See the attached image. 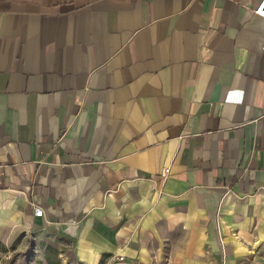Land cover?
Masks as SVG:
<instances>
[{"label": "crops", "instance_id": "0c3cea01", "mask_svg": "<svg viewBox=\"0 0 264 264\" xmlns=\"http://www.w3.org/2000/svg\"><path fill=\"white\" fill-rule=\"evenodd\" d=\"M258 1L0 0V264H264Z\"/></svg>", "mask_w": 264, "mask_h": 264}, {"label": "built area", "instance_id": "2783aa9c", "mask_svg": "<svg viewBox=\"0 0 264 264\" xmlns=\"http://www.w3.org/2000/svg\"><path fill=\"white\" fill-rule=\"evenodd\" d=\"M255 9V13L259 14L263 19V28L261 32V49L264 50V0H259ZM33 214L35 216H42L43 210L40 206H34L33 208ZM113 262L115 264H123L124 262V255L120 252H117V254H114L113 256Z\"/></svg>", "mask_w": 264, "mask_h": 264}, {"label": "rangeland", "instance_id": "374dc122", "mask_svg": "<svg viewBox=\"0 0 264 264\" xmlns=\"http://www.w3.org/2000/svg\"><path fill=\"white\" fill-rule=\"evenodd\" d=\"M222 246V245H221ZM169 256V253L167 251L161 252L160 256ZM228 257L226 258H221L222 260L220 262H218V264H248L250 259H246L245 258V253L244 252H238L235 254H231V255H227ZM258 261L259 264L260 260L259 258L256 259ZM209 263L212 264V260L209 261ZM215 264H217L216 262H214Z\"/></svg>", "mask_w": 264, "mask_h": 264}]
</instances>
